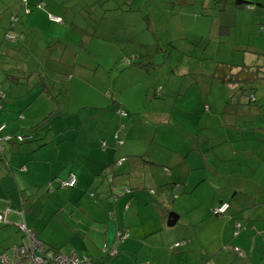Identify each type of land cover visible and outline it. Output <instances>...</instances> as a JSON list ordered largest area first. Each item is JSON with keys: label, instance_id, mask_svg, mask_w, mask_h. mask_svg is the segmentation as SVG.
Returning a JSON list of instances; mask_svg holds the SVG:
<instances>
[{"label": "crops", "instance_id": "0c3cea01", "mask_svg": "<svg viewBox=\"0 0 264 264\" xmlns=\"http://www.w3.org/2000/svg\"><path fill=\"white\" fill-rule=\"evenodd\" d=\"M246 1L248 4L214 0L217 4L229 5L223 9L229 11L224 12L223 18H235L237 8L253 11L252 0ZM143 2L145 5L151 3V10L141 9L140 17H162L163 30L177 31L179 35L176 38L181 37L185 30L186 17L202 16V0ZM255 2L257 6H264L260 0ZM51 4L57 5L56 1H50L47 6L42 0H8L5 8L12 7L15 14L12 20L7 19V27L1 30L8 38H12L9 32L15 33L13 38L39 33L53 42V37L59 38L56 37V27L62 26L65 18L53 12ZM182 4L199 7L186 11L181 9ZM123 11L120 7L114 14L123 17ZM49 15L60 18V22L50 21ZM87 16L85 12L83 17ZM171 18L180 22L177 29H174L176 23L168 27ZM151 34V44L154 39L162 40L160 36ZM165 40L166 37L160 42ZM126 42L139 44L131 39H126ZM134 47L136 51L129 56L143 62L152 61L150 51ZM159 49L161 53L168 52L157 47L153 53ZM53 61L56 63L55 59ZM93 62L94 65H103L99 58ZM177 65L168 62L161 68L163 85L157 88L163 90V96L159 99L151 97V89L158 84L154 81L158 71L151 70L150 83L144 82L143 85L142 104L130 108L135 115L124 123L120 131L122 142L118 145L113 140V132L121 118L113 106L100 107L102 112H99L93 110L97 107L87 99L81 101L93 111L87 112L78 128H66L62 139L60 129L53 124L52 133H57L54 137L52 135V141L43 145L2 144L3 158L7 163L5 165L0 158V212L3 214L0 225L16 227L18 242L23 239L25 230H29L53 252L56 250L65 257L71 254L87 257L93 264H215L213 262L217 259L219 264H264V110L258 101L259 96L252 93L259 102L254 115L250 111L252 106L244 103L245 97L231 101V106L226 104L225 93L221 101H215L213 89L217 88L213 81L195 82L193 87L198 89L195 97L184 98L183 93L190 83L183 86L182 80L170 79L171 73L180 72ZM0 74V90L4 93L0 124L6 125V131L29 126L50 110L42 114L45 109L35 106L39 95L29 93L34 86L19 93L12 87L21 83L4 78L10 73L0 70ZM95 92L102 95L100 91ZM180 94H183L181 99L189 103L186 108L196 109H185L182 100L178 99ZM105 97L108 101L109 98ZM150 97L151 100L165 101L167 108L163 106L154 111L145 106L143 102ZM71 101L69 97L65 102ZM81 101L78 102L82 104ZM18 102L16 107L13 103ZM101 113H106L102 126L96 121ZM135 127L145 130V133L130 136ZM155 135L161 136L160 144L153 141ZM127 155H141L151 162V165L143 166L141 172L155 183H172L170 189L163 187L160 195L154 197L156 200L148 196L153 205L149 210L142 208V204L148 205V201H138L142 203L140 206L134 204L132 201L139 194L131 197L120 189L123 188L121 181L109 177L121 167L126 170L128 163L121 158ZM69 174L75 175L74 186L62 187L61 183ZM40 186L44 188L40 189ZM169 194L175 197L167 209L164 204ZM177 199L184 203L175 211L171 205ZM220 202H226L228 207L218 215L222 217L221 225L206 238L204 232L194 226L202 218L211 220L210 211ZM130 206L135 209L133 214ZM171 212L177 216L174 224L179 222L178 228H166L170 226L166 225V219ZM182 215L186 218L180 219ZM132 216L134 221L130 223ZM121 236H124L122 241L118 240ZM16 243L0 249V253H7V247ZM208 243L214 244L209 248L216 254L209 260ZM235 249L243 252L244 256L236 255Z\"/></svg>", "mask_w": 264, "mask_h": 264}, {"label": "rangeland", "instance_id": "374dc122", "mask_svg": "<svg viewBox=\"0 0 264 264\" xmlns=\"http://www.w3.org/2000/svg\"><path fill=\"white\" fill-rule=\"evenodd\" d=\"M44 1L47 6L50 5V1H56L57 5L51 4L53 12L60 13L65 18V22L61 24L62 26L56 27L58 31L56 37L59 38L53 37V42L50 38H46L45 35L39 33H30V37L16 35L13 42L8 41L1 28L7 27V19L15 14V9L12 7L5 8L8 0H0V70L21 77L28 73L38 72L41 66L53 67V64H57L63 73L71 75L69 88L72 101L68 107L72 112L78 111L80 107L78 101L86 99L97 108H103L107 103L110 106V101H107L105 97L109 93L108 98L113 95L118 103H121L125 110L130 112L124 123L135 115V112L130 111V108L135 104H142L144 82L150 83L152 76L150 75L151 71L144 73L143 70L135 69L125 64V59L128 60V57H132L129 55L136 51L134 46L152 53L153 68L155 69L153 71H158L156 78H154V81H158V84H154L155 88L163 85L160 70L164 67V64L168 62L178 64L177 69L180 72L171 73L170 79L177 78L182 80L183 86L190 83L183 93L184 98L192 97L193 99L195 97L198 89L193 87L194 83L191 81H194L199 73L207 76L208 74L203 73L210 72L216 62L264 65V6H257L255 0L251 2L253 11L237 8L235 9L237 10L235 18H223L229 12L223 9L229 8V5L217 4L218 2H214V0H202L201 18L186 17L185 30L179 38H176L179 35L176 34L177 31L173 29L163 30L162 17L161 19L140 17L139 12L141 9L144 11L151 10V3L145 5L143 0H42V2ZM260 1L264 4V0ZM18 3L20 5V2ZM120 7L125 12L123 13L124 16L116 17L114 13ZM198 7V5L188 4L181 6V9L188 11L191 8L197 9ZM85 12L88 14L87 18L83 17ZM97 17L101 19H97ZM67 18L71 19V25ZM173 19L171 18V21H169L168 27L176 23L174 29H177V26H180V22ZM21 20L25 21V18H21ZM151 33H154L156 37L160 36L163 41L166 37L165 42H169H160L162 40H155L153 36L154 41L158 45L155 42L151 44ZM12 34L15 37V33L12 32ZM124 36L126 39L134 40L139 44L126 42ZM168 38L169 40H167ZM157 47L166 49L168 52L164 54L159 49L156 54L153 53ZM169 51L172 52L169 53ZM96 58H99L103 65H94L93 60ZM51 59H55L58 62L55 63ZM178 73L184 75L173 77L172 74L177 75ZM45 75L49 80L53 79V72L47 70ZM32 76H30L26 84L23 83L25 80L21 79L22 84L14 85L12 90L15 89L19 93H24L26 89L33 88L32 82L34 78ZM213 84L217 88L213 89L215 101H221L223 93H225L227 101L229 96H231L232 87H225L218 83ZM256 87L253 93L259 96L258 101L262 104L261 108L264 110V85H257ZM95 91H100V94L104 96L99 95ZM29 93L34 95L36 88ZM183 94H180V98H178L182 100L183 107L191 110L196 109L186 108L189 103L181 99ZM261 95L262 97L260 98ZM151 97L143 102L145 106L154 111L163 106L164 109L167 108L165 101L151 100ZM235 97L233 96V98ZM14 100L18 101L19 98ZM240 100H242L240 97L236 99V101ZM169 101L168 99V103ZM259 102L256 101L252 105L250 110L252 115L256 114ZM199 103L202 105L201 101ZM13 104L16 107L19 106V102ZM38 105H40L42 110L45 109L42 114L52 107L51 103L43 95H39L37 101H35V106ZM85 112L92 111L85 110ZM99 112L102 111L99 110ZM105 114L97 115L99 116L96 118L97 124L100 123L101 126L104 124L106 120ZM82 115L84 116V113L80 111L78 116L82 117ZM71 116L73 118L69 122L77 123L76 113L71 114ZM66 118L62 120L65 121ZM54 120L60 123V119ZM85 124L87 125L86 122ZM143 133H145V130L135 127L130 131V136H140ZM159 138L161 136L155 135L153 141L160 144ZM123 168L121 167V170ZM42 187L44 188V186H40V189ZM138 201H148V205ZM132 202L138 206L142 204V208L146 210L150 209L149 206L153 208L150 198L144 193H140ZM183 203L184 201L177 199L171 207L177 211L183 206ZM129 210L130 213L133 210L132 214L135 212L132 206H130ZM171 211L174 212L173 210ZM183 218L185 219L186 217L182 215L180 219ZM193 218L196 217L193 216ZM211 218V220L202 218L194 226L196 229H201L206 238L211 236L212 231L221 225V216L211 215ZM133 221L134 218L132 216L130 223H133ZM178 224L179 222L166 228H178ZM18 234V229L13 225H0V249L13 242H18ZM210 244H206L208 260L216 255L215 251L212 252V249L209 248L214 247V244ZM222 251L223 249H221ZM69 258L80 260L75 254H71ZM213 263L219 264V260L217 259Z\"/></svg>", "mask_w": 264, "mask_h": 264}, {"label": "trees", "instance_id": "16d2710c", "mask_svg": "<svg viewBox=\"0 0 264 264\" xmlns=\"http://www.w3.org/2000/svg\"><path fill=\"white\" fill-rule=\"evenodd\" d=\"M234 4H248L246 0H233ZM11 20L13 19L12 16L9 17ZM61 20V19H60ZM51 21V20H50ZM54 22V21H53ZM6 35V34H5ZM9 35H11L12 38H8L5 36V38L13 42L15 40L14 34L9 32ZM169 42V41H168ZM165 42V43H168ZM129 59L126 60L125 64H128L130 67H135V68H142L144 73H148L154 68V63L151 60H147L145 62L139 60L138 58L135 57H128ZM58 61H56L57 63ZM45 65V63H44ZM67 66V65H66ZM69 68V66H67ZM51 71L53 72V79L47 78L45 75V71ZM35 74V75H34ZM65 74V75H64ZM179 74V73H178ZM203 74H208L207 76L202 75L199 73L197 77H195V82H201V81H208V82H214L218 83L224 86L232 87L231 89V96H229V99L226 101L227 105H233L231 101H236L237 98H242L245 97V104H249L250 106L254 105L256 102L255 98L252 96L253 90H255L257 85H264V65H257V64H233V63H223V62H216V64L213 66V68L210 70L208 73H203ZM33 75V76H32ZM62 75V76H61ZM32 76L34 78L32 84L36 88V93L38 95H43L44 98H46L50 103H51V109L47 111L45 114H43L40 118L35 120L31 125L29 126H24L23 128L19 127L18 129L14 131H6V125L4 123H1L0 126L2 125V129H0V158L1 160H4V163L6 165V160L3 158L4 152H3V146L2 144H7V143H19V144H29V143H37L38 146L43 145L51 140V137L55 136L57 133H52V125L55 124L58 126L60 129L59 132H61L60 139H62V132L66 128H78L83 124L82 120L84 117H86L87 112H84V116L82 117L78 116L80 111H90L91 109L89 106L84 105L83 103L80 104V107L78 108L77 112H72L69 109V102L67 99L70 97V88H69V83L71 81V75L68 73H63L60 70V66H57V64H53V67H48V66H41V69L38 72H35L33 74L28 73L23 76H15L14 74H7L4 75V78L11 79L12 81H15L17 83H21V79L25 80L23 81L24 84L27 83L28 79ZM58 76V78H57ZM64 76V77H63ZM201 79V80H200ZM153 89V90H152ZM151 89V96L154 97V99H159L163 95V90L161 88H152ZM246 92V93H244ZM201 93H203L201 91ZM230 95V94H229ZM233 96H236L233 98ZM107 97H109V93L107 94ZM4 100V93L2 90H0V108L2 107V103ZM65 100V101H63ZM62 101V104H61ZM111 103V106L115 109V113L121 118L120 121L117 122L114 132H113V140L115 144H119L118 142L121 141L122 139L120 137V131H122L124 127V121L125 119L129 116L130 112L125 110V108H122L123 106L121 103H118V101L112 96H110L109 100ZM65 102V103H64ZM108 105V103L106 104ZM120 105V106H119ZM206 107V105H203ZM90 109V110H89ZM101 109V108H97ZM70 110V111H69ZM94 110V109H93ZM91 110V111H93ZM113 110V109H112ZM124 113L121 114L120 112ZM76 113V122H69L73 116L71 114ZM68 116H71L69 118H66ZM65 119L63 121L62 119ZM54 119H60V123L56 122ZM77 126V127H76ZM103 145V144H102ZM121 159H126L125 162L128 163V167L126 170H121L115 173H111L109 176L110 179L114 180L117 178V180L121 181L122 189L124 192L129 193L131 197H135L140 193H144L147 196H150L151 199L156 200L157 196L160 195V192L162 191L163 187L167 186L168 189H170V186L172 185L171 182L163 184V183H155L153 179L148 177L147 175H143L144 172H141L143 170V166H148L151 165L152 163L147 161L146 159L143 158L141 155H136V156H124ZM112 163V165H114ZM109 173V172H108ZM107 175V174H106ZM75 184V183H74ZM73 184V186H74ZM71 187H65V188H72ZM173 187V186H171ZM156 197V198H154ZM175 195L169 194L168 198L166 199L165 206L168 209V206L170 203H172ZM112 199V198H111ZM222 203V202H220ZM219 203V204H220ZM218 204V205H219ZM217 205V206H218ZM216 206V207H217ZM228 207V204H227ZM166 209V210H167ZM227 209V208H226ZM226 211V210H225ZM224 211V212H225ZM211 212V211H210ZM223 212V213H224ZM222 213V214H223ZM222 214H213L211 215L218 216ZM0 215L3 217L2 212H0ZM161 218H164L163 216ZM2 220V218H1ZM0 220V222H1ZM124 233L122 232L121 235ZM34 237L35 234H34ZM37 238V237H36ZM124 239V236L119 237L118 240L122 241ZM44 247L47 250H52L51 248L47 247L41 240H39ZM22 243V239L15 245H19ZM176 243L175 245H177ZM12 247V246H11ZM7 247L5 251L6 252H1V254H6L7 257H9L10 253V248ZM109 251V250H108ZM236 255L238 256H244L243 252L239 251L238 249L234 250ZM54 252L59 253L58 251L54 250ZM109 252H107L108 254ZM93 263V262H92ZM0 264L1 259H0Z\"/></svg>", "mask_w": 264, "mask_h": 264}, {"label": "built area", "instance_id": "2783aa9c", "mask_svg": "<svg viewBox=\"0 0 264 264\" xmlns=\"http://www.w3.org/2000/svg\"><path fill=\"white\" fill-rule=\"evenodd\" d=\"M48 18L51 21L60 22V18L58 17L49 15ZM121 114L124 113L122 112ZM0 129H2V125L0 126ZM74 183L75 176L73 174H69L66 180L61 183V186L71 187ZM226 208L227 203L222 202L217 207L213 208L211 213L222 214ZM1 218L2 216L0 215V220ZM0 259L2 264H93L87 257H80V260L76 258L71 259L59 253L53 252L52 250H47L39 239L34 237L29 230H25L22 243L10 248L9 257L3 253L0 255Z\"/></svg>", "mask_w": 264, "mask_h": 264}, {"label": "water", "instance_id": "95a60500", "mask_svg": "<svg viewBox=\"0 0 264 264\" xmlns=\"http://www.w3.org/2000/svg\"><path fill=\"white\" fill-rule=\"evenodd\" d=\"M176 214H173L172 212L167 215L166 219V225H173L176 220Z\"/></svg>", "mask_w": 264, "mask_h": 264}, {"label": "bare ground", "instance_id": "6f19581e", "mask_svg": "<svg viewBox=\"0 0 264 264\" xmlns=\"http://www.w3.org/2000/svg\"><path fill=\"white\" fill-rule=\"evenodd\" d=\"M75 176V175H74ZM226 203V202H225ZM38 239V238H37Z\"/></svg>", "mask_w": 264, "mask_h": 264}]
</instances>
